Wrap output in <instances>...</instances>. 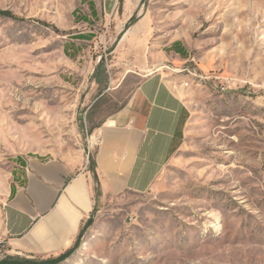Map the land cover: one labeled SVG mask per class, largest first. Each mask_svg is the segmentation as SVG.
Wrapping results in <instances>:
<instances>
[{
	"label": "rangeland",
	"instance_id": "1",
	"mask_svg": "<svg viewBox=\"0 0 264 264\" xmlns=\"http://www.w3.org/2000/svg\"><path fill=\"white\" fill-rule=\"evenodd\" d=\"M72 7L0 0L14 17L0 14V221L16 158L89 163L144 64L181 86L183 141L145 193L96 195L92 181V223L56 264H264V0H141L150 30L135 43L117 20L74 26ZM176 40L188 56L174 63L162 51Z\"/></svg>",
	"mask_w": 264,
	"mask_h": 264
},
{
	"label": "crops",
	"instance_id": "2",
	"mask_svg": "<svg viewBox=\"0 0 264 264\" xmlns=\"http://www.w3.org/2000/svg\"><path fill=\"white\" fill-rule=\"evenodd\" d=\"M140 1L73 0L72 24L117 20L121 31ZM149 30L142 15L120 32V38L135 43L147 38ZM89 32H78L70 40L89 41L94 38ZM162 54L174 63L188 56L178 40ZM136 70L141 78L127 102L94 129V143L87 149L88 153L93 149L101 196L148 191L184 138L189 111L181 86H172L160 68L141 74L146 70L141 64ZM87 164L84 153L70 158L43 154L16 158L0 221L8 255L47 259L74 244L94 204Z\"/></svg>",
	"mask_w": 264,
	"mask_h": 264
},
{
	"label": "trees",
	"instance_id": "3",
	"mask_svg": "<svg viewBox=\"0 0 264 264\" xmlns=\"http://www.w3.org/2000/svg\"><path fill=\"white\" fill-rule=\"evenodd\" d=\"M0 14L1 15H5V16H9L11 18H14L7 11H0ZM136 20H137V17L134 14L133 16H131L128 19V21L126 22L124 28L127 29ZM76 38H80V37H76ZM101 66H102V63H100L97 68H99ZM88 170L91 172L92 179H93V181L95 183L94 193L96 195H99L100 191H99L98 179H97V176H96V173H95V163H94L93 159L89 160ZM93 211H94V208L92 209V211H91L89 217L87 218V220L84 222V224L80 228L79 234H78L74 244L70 248H68L67 250H65L61 254H59L58 256L47 258V259L25 258V257H20L18 255L5 256L4 258L0 259V264H56V263H58V262H60V261H62L64 259H66L76 249V247L78 245L79 238L81 237V235L84 232V230L92 223Z\"/></svg>",
	"mask_w": 264,
	"mask_h": 264
}]
</instances>
